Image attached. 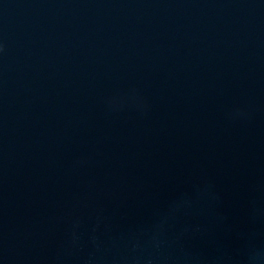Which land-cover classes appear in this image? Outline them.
Listing matches in <instances>:
<instances>
[{
    "label": "water",
    "instance_id": "water-1",
    "mask_svg": "<svg viewBox=\"0 0 264 264\" xmlns=\"http://www.w3.org/2000/svg\"><path fill=\"white\" fill-rule=\"evenodd\" d=\"M0 264H264V0H0Z\"/></svg>",
    "mask_w": 264,
    "mask_h": 264
}]
</instances>
